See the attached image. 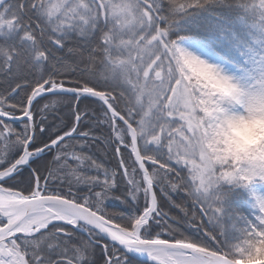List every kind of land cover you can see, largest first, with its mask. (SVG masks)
Returning <instances> with one entry per match:
<instances>
[{
	"label": "snow or ice",
	"instance_id": "obj_1",
	"mask_svg": "<svg viewBox=\"0 0 264 264\" xmlns=\"http://www.w3.org/2000/svg\"><path fill=\"white\" fill-rule=\"evenodd\" d=\"M259 123L264 0H0V264H264Z\"/></svg>",
	"mask_w": 264,
	"mask_h": 264
},
{
	"label": "trees",
	"instance_id": "obj_2",
	"mask_svg": "<svg viewBox=\"0 0 264 264\" xmlns=\"http://www.w3.org/2000/svg\"><path fill=\"white\" fill-rule=\"evenodd\" d=\"M254 186L260 187L259 182L255 183L253 187ZM261 188H263L262 193H264V187ZM230 203H231V208L233 210L244 213L245 215L249 214V212L251 211L250 209L251 201L248 198V193L242 188H236L234 190V195Z\"/></svg>",
	"mask_w": 264,
	"mask_h": 264
},
{
	"label": "clouds",
	"instance_id": "obj_3",
	"mask_svg": "<svg viewBox=\"0 0 264 264\" xmlns=\"http://www.w3.org/2000/svg\"><path fill=\"white\" fill-rule=\"evenodd\" d=\"M257 136H264V123H259L255 126Z\"/></svg>",
	"mask_w": 264,
	"mask_h": 264
},
{
	"label": "rangeland",
	"instance_id": "obj_4",
	"mask_svg": "<svg viewBox=\"0 0 264 264\" xmlns=\"http://www.w3.org/2000/svg\"><path fill=\"white\" fill-rule=\"evenodd\" d=\"M254 187H256V186H254ZM258 188V190L260 191V192H263V188H261V187H257Z\"/></svg>",
	"mask_w": 264,
	"mask_h": 264
}]
</instances>
